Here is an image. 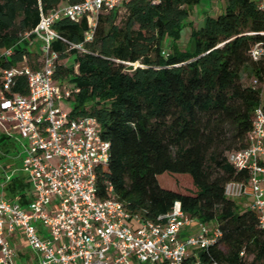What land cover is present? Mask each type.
<instances>
[{"label":"trees","instance_id":"obj_1","mask_svg":"<svg viewBox=\"0 0 264 264\" xmlns=\"http://www.w3.org/2000/svg\"><path fill=\"white\" fill-rule=\"evenodd\" d=\"M79 1L0 0V49L12 48L0 57V94L3 70L42 67L43 41L33 33L41 11ZM200 1L128 0L98 14L91 39L86 17L60 18L54 29L66 40L52 42L59 53L54 77L73 90L71 116L96 117L111 143L109 165L98 169L102 198L114 196L152 220L179 200L187 214L222 230L219 241L201 251V264H264L257 212L240 210L225 195L226 183L241 177L229 152L248 145L262 101V87L244 84L242 72L264 83V58L251 55L257 43L264 45V11L255 0H228L224 13L193 27V48L185 49L181 31ZM28 92V77L18 73L8 94ZM7 138L0 135V147ZM0 180L2 194L27 208L28 176L21 171Z\"/></svg>","mask_w":264,"mask_h":264},{"label":"built area","instance_id":"obj_2","mask_svg":"<svg viewBox=\"0 0 264 264\" xmlns=\"http://www.w3.org/2000/svg\"><path fill=\"white\" fill-rule=\"evenodd\" d=\"M128 0H81L54 11H41L33 33L43 41L42 67L8 68L1 75L0 134L20 144L21 171L32 185L27 208L18 200L0 197V264H13L15 249L7 238L23 230L33 251L40 254L36 264H201L191 250H206L222 237V230L187 214L181 201L156 220L129 212L116 197L98 194V169L109 165L111 143L103 138L99 120L91 115L71 116L59 103L67 101L73 90L55 79L59 53L52 42L63 38L54 29L62 17H86L91 39L101 11L121 6ZM158 2L160 0H152ZM264 11V0H255ZM72 47L87 51L82 44ZM12 48L2 52L8 56ZM256 61L264 58V45L251 50ZM25 73L28 94L12 93L15 77ZM254 83H258L254 79ZM248 145L229 152L228 159L241 173L225 185L229 198L248 196V206L258 214L264 228V100L255 108ZM12 174L6 176L10 180ZM38 222L41 224L38 225ZM184 228L194 229L185 238ZM48 234L41 236V231ZM210 264H228L213 261Z\"/></svg>","mask_w":264,"mask_h":264},{"label":"rangeland","instance_id":"obj_3","mask_svg":"<svg viewBox=\"0 0 264 264\" xmlns=\"http://www.w3.org/2000/svg\"><path fill=\"white\" fill-rule=\"evenodd\" d=\"M215 1L216 0H201L198 4H196L193 7V11L191 12L189 18L185 20V26L181 31V38L178 41V43L181 47H183L185 49H192L193 48V44L190 41L191 32L193 30V27H201L199 25H201L202 20L205 16L210 15L213 17H217L218 15L225 12L226 3H225V6L224 5L222 6V8H220V7L217 8V6L214 4ZM223 1L226 2V0H223ZM213 8H215V10H213ZM125 12H126L125 9L123 7H120V15H124ZM0 50L2 51V49H0ZM2 52L0 53V55L2 54ZM63 62L70 63V62H72V58H69V59L65 58L63 60ZM135 65L137 66L138 64L136 63ZM1 71H2V68L0 66V73H1ZM254 79L255 78L248 75V73L246 71L242 72V82L244 84H246V85L255 84ZM256 85H260L262 87V96H263V100H264V83L259 84V82H258V83H256ZM59 106L62 109H64L65 111L70 112L73 109L74 102L71 100H67L65 102L59 103ZM14 150L15 149H13L12 151L8 150L9 153L7 154V151L4 148L0 147V173L1 172L5 173L7 170L11 171L13 169L12 167L7 169L10 165V162H11L10 157H15L14 155L20 154L19 151L15 152ZM17 162H19V161H17ZM17 172H21L20 168ZM162 179L163 178H161V181H162ZM181 181L182 182H179V185L184 187V185L186 184L187 181L185 182L184 179H182ZM231 199L234 200L238 204L240 210L247 208L254 201L253 197H248V196L232 197ZM201 251H202L201 249L197 250L199 255H200ZM22 252H24L26 255H29V256L34 255V252L27 245L24 246V248L22 249ZM134 264H136V263H134ZM138 264H145V263L138 261Z\"/></svg>","mask_w":264,"mask_h":264},{"label":"crops","instance_id":"obj_4","mask_svg":"<svg viewBox=\"0 0 264 264\" xmlns=\"http://www.w3.org/2000/svg\"><path fill=\"white\" fill-rule=\"evenodd\" d=\"M227 2H228V0H226V2H224L223 0H216L214 2V4L217 6V8H219V7L222 8L223 5L225 6V3L227 6ZM213 10H215V8H213ZM207 16H209V15H207ZM207 16H205L203 18L202 23L199 26H202L204 24ZM1 52L2 51L0 50V53ZM0 135H2V134H0ZM3 136H5V135H3ZM2 148H4L7 151V154L9 153L8 150L12 151L13 149H15L14 150L15 152L19 151V153H20V144L13 139L7 138L6 142H5V147H2ZM14 156L15 157H10L11 162H10L9 167L7 168V169H9L10 167H12L13 169L11 171L7 170L5 173L1 172L2 174L0 173V178H1V175L7 176L9 174H12V176H13L14 174L17 173L19 168L21 170L22 156L20 154L14 155ZM17 161H19V162H17ZM6 181H7V179H6ZM2 186H3V181L0 180V197H4V198L9 199L8 197H6L2 194V188H3ZM31 188H32V185H31ZM31 193H32V189H31ZM38 225L41 226V224L39 222H38ZM193 232H194V229L192 230L190 228H184L180 232V237L185 238L187 235H189ZM40 234L43 238L48 237L47 232H45L43 230L41 231ZM7 238L9 239V241L11 242L12 246L15 249V256H14V263L13 264H36L38 262V260L40 258V254L32 250V248L30 247V245L27 242V239H26V236H25L23 230H18L13 234H7ZM25 245H27L34 252V255L29 256V255H26L24 252H22V249L24 248ZM191 254L199 255V253L196 250H191ZM134 263L138 264V260H136L134 257H132L131 258V264H134ZM145 264H155V263L150 262V263H145ZM156 264H163V263L157 262Z\"/></svg>","mask_w":264,"mask_h":264}]
</instances>
